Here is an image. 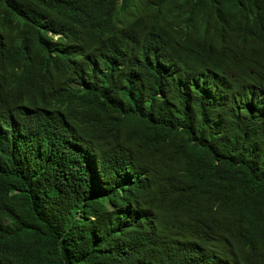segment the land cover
I'll use <instances>...</instances> for the list:
<instances>
[{"label":"trees","instance_id":"1","mask_svg":"<svg viewBox=\"0 0 264 264\" xmlns=\"http://www.w3.org/2000/svg\"><path fill=\"white\" fill-rule=\"evenodd\" d=\"M0 264H264V0H0Z\"/></svg>","mask_w":264,"mask_h":264},{"label":"clouds","instance_id":"2","mask_svg":"<svg viewBox=\"0 0 264 264\" xmlns=\"http://www.w3.org/2000/svg\"><path fill=\"white\" fill-rule=\"evenodd\" d=\"M118 1H120V0H118ZM54 38H56V37H54ZM101 52L99 54H94V63H95L97 68H99L98 61H99V57L101 55ZM228 57L229 56L227 55V53L222 51V52L217 53L216 55H213L210 58L209 62L212 64V67L219 66V68L221 69V76H229L231 78H234V76H235V78L238 80V83L248 81L250 79V77L252 76L254 71H246V70H244L245 63L243 64V61L240 63V65L232 66L230 64L231 68L226 67V63H229L227 61ZM152 58H153L152 55H150V59L151 60H152ZM135 61H136L135 59H134V61H132L131 58H129V60L127 62H129V65L131 66L132 64H134ZM199 62L200 61H198L196 67H199ZM211 64H210V66H211ZM206 78H208V84H210V81L212 83H214L213 85H211L213 87V89H214L215 85L218 82L216 79H219V77L213 75L211 70L208 71V72L202 73L200 76H197L196 82L197 81L200 82V84H197V87L198 88H202V89L209 88L210 86L204 81ZM238 83L236 81V84H237L236 87H240ZM208 91H210V90H208Z\"/></svg>","mask_w":264,"mask_h":264}]
</instances>
